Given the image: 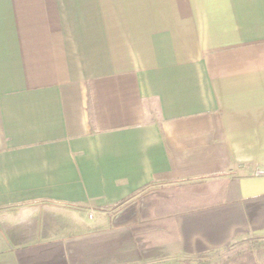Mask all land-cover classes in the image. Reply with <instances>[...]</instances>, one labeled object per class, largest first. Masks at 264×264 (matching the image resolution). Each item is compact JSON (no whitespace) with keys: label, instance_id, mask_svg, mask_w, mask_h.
I'll return each mask as SVG.
<instances>
[{"label":"crops","instance_id":"crops-1","mask_svg":"<svg viewBox=\"0 0 264 264\" xmlns=\"http://www.w3.org/2000/svg\"><path fill=\"white\" fill-rule=\"evenodd\" d=\"M264 239V0H0V264H152Z\"/></svg>","mask_w":264,"mask_h":264},{"label":"rangeland","instance_id":"rangeland-1","mask_svg":"<svg viewBox=\"0 0 264 264\" xmlns=\"http://www.w3.org/2000/svg\"><path fill=\"white\" fill-rule=\"evenodd\" d=\"M252 252L258 262V264H264V239H251L236 242L224 250L218 252L214 258H205L198 260L197 262H190L188 259L184 261H156L152 264H190V263H201V264H216L218 262H224L230 260V258L242 255L247 258L249 253Z\"/></svg>","mask_w":264,"mask_h":264},{"label":"trees","instance_id":"trees-1","mask_svg":"<svg viewBox=\"0 0 264 264\" xmlns=\"http://www.w3.org/2000/svg\"><path fill=\"white\" fill-rule=\"evenodd\" d=\"M190 264H201V263H190ZM216 264H258V262L254 254L250 252L247 258L242 257V255H238L230 258V260H226L224 262H218Z\"/></svg>","mask_w":264,"mask_h":264}]
</instances>
